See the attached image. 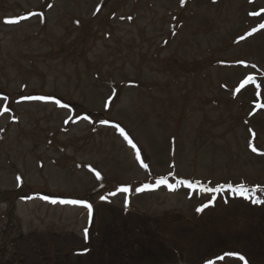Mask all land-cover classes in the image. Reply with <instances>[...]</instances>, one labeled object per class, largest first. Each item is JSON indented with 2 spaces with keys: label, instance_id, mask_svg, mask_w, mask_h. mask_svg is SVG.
<instances>
[{
  "label": "rangeland",
  "instance_id": "obj_1",
  "mask_svg": "<svg viewBox=\"0 0 264 264\" xmlns=\"http://www.w3.org/2000/svg\"><path fill=\"white\" fill-rule=\"evenodd\" d=\"M261 25L264 0H0V264H264Z\"/></svg>",
  "mask_w": 264,
  "mask_h": 264
},
{
  "label": "snow or ice",
  "instance_id": "obj_2",
  "mask_svg": "<svg viewBox=\"0 0 264 264\" xmlns=\"http://www.w3.org/2000/svg\"><path fill=\"white\" fill-rule=\"evenodd\" d=\"M183 2V0H182ZM38 15V14H37ZM6 23H18L19 21L17 19H8L5 21ZM262 28H264V25H261ZM39 99H47L46 97H39ZM56 103H59V101H56ZM84 119H88V117H84ZM121 134L124 135V132H123V129H121ZM125 139H128V137L125 135ZM129 144H132V141L129 140L128 141ZM132 147L135 148L136 146L134 144H132ZM145 167H147V165H144ZM97 177H99V173L97 172L96 173ZM160 184H163V185H166L169 189H174L175 185L169 183V181L166 179V178H161L157 181V185H160ZM187 186L189 188H192L194 187V185L192 183H187ZM148 185H145L143 188H140V189H137V191H143L145 189H147ZM231 187V185L229 186ZM120 191L122 192H128L129 189L127 187H123L120 189ZM114 194V193H113ZM104 197H102L103 199ZM43 199H48V197H43ZM52 203H56L55 200L51 201ZM61 203H69V204H82L83 206L87 207L88 210H89V216H91V205L90 204H86L84 201H80V200H69V201H60ZM202 209H198V211H200ZM85 237H87V229H85ZM239 259L243 260L244 258L241 256L239 257ZM209 264H211V262H209Z\"/></svg>",
  "mask_w": 264,
  "mask_h": 264
},
{
  "label": "trees",
  "instance_id": "obj_3",
  "mask_svg": "<svg viewBox=\"0 0 264 264\" xmlns=\"http://www.w3.org/2000/svg\"><path fill=\"white\" fill-rule=\"evenodd\" d=\"M184 181H185L186 183H189V182L192 183L191 181H186V180H184ZM192 184H193V183H192ZM193 185H194V184H193ZM194 186H195V185H194Z\"/></svg>",
  "mask_w": 264,
  "mask_h": 264
}]
</instances>
